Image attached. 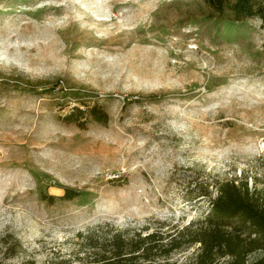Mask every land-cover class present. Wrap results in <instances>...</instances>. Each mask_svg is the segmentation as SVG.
Instances as JSON below:
<instances>
[{
  "label": "rangeland",
  "instance_id": "1",
  "mask_svg": "<svg viewBox=\"0 0 264 264\" xmlns=\"http://www.w3.org/2000/svg\"><path fill=\"white\" fill-rule=\"evenodd\" d=\"M93 105L106 124L63 119ZM263 179L257 18L205 0H0V264H94L114 234L197 222L218 182ZM67 187L80 194L59 199Z\"/></svg>",
  "mask_w": 264,
  "mask_h": 264
},
{
  "label": "trees",
  "instance_id": "2",
  "mask_svg": "<svg viewBox=\"0 0 264 264\" xmlns=\"http://www.w3.org/2000/svg\"><path fill=\"white\" fill-rule=\"evenodd\" d=\"M205 2L213 15L230 14L235 22L257 18L264 26L263 0ZM74 114L79 118L73 120ZM85 115L101 125L108 121L106 112L98 105L87 109L73 107L63 119L83 128L85 120L79 119ZM235 181L218 182L217 196L209 200L210 209L202 220L181 226L164 223L145 235L142 232L148 227H143L133 235L135 239L114 234L105 245H99L103 255L94 258L93 263L173 264L170 262L173 253L196 247L193 256L180 264H248V256L259 250L263 255L250 264H264V179L263 187L252 191L246 181L236 184ZM79 194L67 187L59 199L68 201ZM43 199L53 203L56 197L45 195ZM164 226L170 229L164 230ZM93 246L98 247L97 244Z\"/></svg>",
  "mask_w": 264,
  "mask_h": 264
}]
</instances>
